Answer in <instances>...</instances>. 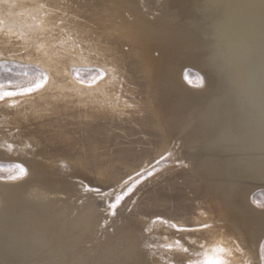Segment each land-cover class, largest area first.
<instances>
[{
    "label": "bare ground",
    "instance_id": "6f19581e",
    "mask_svg": "<svg viewBox=\"0 0 264 264\" xmlns=\"http://www.w3.org/2000/svg\"><path fill=\"white\" fill-rule=\"evenodd\" d=\"M6 1L9 2L10 0H0V59H11V60H16V61H27V62L28 60H30V61H35L37 63L39 62V63H42L49 71L47 69L46 70L51 74V70H52L51 68L53 65L52 62L54 63V60L56 58L58 59V57L62 58L64 55L65 56L68 55V59H69V55H74V57L82 58L83 61H88V58L92 57L101 63L99 65H102L103 69H106L105 71L104 70L103 71L107 72L106 75H108L107 77L108 80L114 86V89H117L118 91V93L117 92L112 93V91L108 92L106 90V88L108 87L102 85L104 88H102L101 94L97 96L94 94L95 90L94 92H92L93 90L92 91L90 90V86H89V90H87L88 88L84 87L88 92L86 91L87 93H82V95L79 93L80 94L79 98L81 96L83 98L78 99L76 101L73 100L72 103H70V100L68 101V96L72 94L69 93L70 94L69 95L67 93L73 81H71V79H68L72 83L71 85L69 84L70 85L69 88L67 87L68 89L67 93L65 92L66 87L62 86L61 84L64 82H61L58 84L57 81H56L57 83L52 81L50 83L53 85V88L59 89V91L57 90L58 92H55V93L52 91L54 94H49V93L40 94L41 101L38 103H34L30 101L22 102L24 101V98L22 99L21 104H18V102L16 103L15 101L18 99H15V98L13 99L10 98V100H6L5 104H9V106L4 111H0V149L4 150L8 154L9 153L12 154L15 152L18 153L23 150H26L25 148L31 144L40 145L43 142L48 141L47 149L30 152L34 156H32L31 158L29 156V159H28L29 163L28 162L27 163L30 169L33 170L32 173H35V176L37 177V179L41 178L46 181V183L48 184V188L50 190L52 191L55 190L56 185L58 183L60 184L58 180L62 179V177L68 180L70 178V174L72 173L77 174V173L83 172V168L79 162L82 161L81 159L82 158L84 159L85 157H82L81 155L89 156L91 158L96 159L97 161H99L100 157H106L105 159H107L110 156L109 160L115 163V161L118 159H121L123 155L130 154V153L138 154L136 153L137 150L134 149L133 147L134 145H131V144L133 142H137L136 144L148 143L146 141H141L145 139L146 137L145 138L143 137V139H138L136 141L129 140V138H131L132 135H138V133L141 134V132L143 131L145 132V134L147 133L148 135L151 134V132L155 129L154 127V125H156L155 120H157L159 117L162 118L164 121H166L168 124H171L170 126H168V129H167L169 135H172V134L173 136L176 135L174 134V132L179 129L181 130L179 137L186 138V142H184V145L186 148V155H188V157L187 158L183 157V158L188 162V164L189 163L191 164H197V163L206 164L207 163L208 166L209 165L215 166V165H218L220 162H227L230 164L232 162L238 161V163L241 164L240 168H236L232 170L233 172L232 179H234V181H238L240 184H243V185H248V183L256 184L257 183L256 180H258V178L259 180L264 181L263 179L264 177L261 176L262 174H264V165L260 164L258 165L257 169H254L252 164H254L255 162L252 163L251 165L250 163L247 162L249 159H253V156H255L256 154L258 153L261 154V152L264 149V140L263 142H261L262 140H260L261 143L258 146L250 147V145L249 146L246 145L248 144V142H246V139L249 138L250 136L246 138L247 132L245 133L244 127L241 124L240 120H242L243 117L246 116L245 110L246 109L248 110V107L250 106L247 105L248 107L246 108L244 105V101L241 99V97L238 98L237 101L232 100V102L229 104V100H227L229 99L228 94H227L229 90L227 92L225 91L224 94L223 92L220 91V88H219V91L216 90V84L220 80L219 70L221 66V63L219 62L220 58H218L217 56L218 53L216 52V49L218 46L219 47L222 46L221 41L224 43L225 41H223V38L215 32L214 27L207 26L208 28L206 29L205 32L197 31V23H196L197 17L199 16L201 17L202 15H207L214 19L215 17L220 15L221 12H223L221 9H218L220 6L219 7L216 6L218 8L216 7L213 8V4L217 3L219 0H38L37 1L38 3L35 2L34 5H30L29 9L24 10V11H19L17 8L16 9L17 11L15 10V12H12L11 10H7V8L4 9L2 7V4ZM30 1L32 0H29V2ZM229 1L230 0H228V2ZM244 1L248 2L249 5L251 3H253L254 5V3L258 4L262 0H244ZM7 2L5 3L6 7L8 5ZM67 2L71 4L72 6H68V5H67L68 7L59 6L60 4L65 5L67 4ZM232 2L233 1L231 0L230 5H232ZM44 3H51L53 5L44 6ZM219 3H221V1ZM235 3H237V1ZM144 5H146L145 7H148L150 9L144 10L142 7ZM262 5L264 6V4ZM12 7L13 6H11L9 9H11ZM222 7L224 8V6ZM68 8L69 9L71 8V9L69 10ZM230 9L232 10L233 6ZM239 9L238 10L242 12L240 7ZM249 10L250 9H248V12ZM263 11H264V8H263ZM261 12H262V9H261ZM256 14H259V13L256 12ZM238 16H240V14ZM200 22L201 21H199V23ZM202 23H203V19H202ZM233 23L235 24V22ZM231 24L227 25V28ZM233 26H231L230 28H232ZM237 27L241 30L239 31ZM235 28L237 29L235 30ZM234 30L235 31L238 30V32L243 31L244 33L243 41L244 42H247V40H250L249 38L252 37L256 31L250 28L248 24L245 23L243 20L237 21V23L234 26ZM208 34L209 36H215V37L217 36V39L215 40V42L216 41L217 43L220 42L221 45L219 43V45L217 46V43L215 44L212 43L213 45L210 44V45H205V47H203L204 44L201 43L202 41L201 39L202 37H207ZM233 38L235 39V37ZM198 41L199 43H197ZM239 41H242V40L239 38ZM255 42H256V39H255ZM261 43L263 44V41L260 42V44ZM237 45L239 46L240 43ZM226 46H229V45L226 44ZM226 50H228V48H226ZM228 51H231V50L229 49ZM221 54H218V55H221ZM234 55L235 54L231 56H233L234 58ZM230 57L228 56V58ZM70 59L73 60V58H70ZM77 59L78 58H76V61ZM235 59H238V58H235ZM253 61L255 62L254 59ZM233 62L235 61L233 60ZM83 63L85 62H82V64ZM68 64H71V61ZM186 64L194 65L196 68H199L201 71H203L210 88L213 89L217 94L216 98H217V101L219 102L218 104L212 103L213 102L212 101L209 104L205 103V105H203V102L206 99L205 92L207 90L205 92H202V91L192 90L190 86H187V85L185 86L182 80L181 69ZM96 65H97V62H96ZM238 65L239 64H237V67ZM63 67H66V66H63ZM227 67L229 66L227 65ZM253 69L254 67L252 68V70ZM99 71L101 72L102 70H99ZM238 73L239 72L237 70V73L235 76H237ZM55 74H57V72ZM64 74L66 75L67 73H64ZM64 74H61V75H64ZM67 77H65L66 81H68ZM72 79H74V77ZM238 80H241V79L238 78ZM256 81H258V79ZM60 84L61 86H59ZM104 84L106 85V83ZM111 84L109 83L108 85L111 86ZM79 86L77 85L76 87L79 88ZM230 87L232 88L234 86H230ZM96 88H98L97 85H96ZM69 91H71V89ZM74 93L75 94L77 93V95H79L78 92L74 91ZM262 96L264 95L262 94ZM260 97L259 99H262V101H264L263 100L264 98L263 97L260 98ZM71 98L72 97H70V99ZM144 102H146L147 105H149V108L151 109L150 113L147 111V108L144 107ZM221 102H223L224 104L227 103L228 106L226 107L221 106ZM0 104L2 103L0 102ZM34 107L36 108L34 112L37 114V116H35L34 118L31 116L30 119H27L28 117H24L25 115L16 116L17 115L16 113L18 114H20L21 112L28 113L30 111L28 109H31ZM194 110L196 113L199 111L201 112L207 111V113L204 115L202 114L203 119L194 118L193 120L192 116L194 114L196 115V113L193 114ZM31 112L30 114H33V111ZM181 122L183 123L181 124V126H179ZM130 130L131 131L133 130L132 133H130ZM142 134L144 135V133ZM196 142H197V146H194V143ZM37 148H39V146H37ZM181 149H182L181 146L175 149L177 154L182 152ZM210 150H213V151H211V153H208ZM53 154H56V155L53 156ZM129 156L128 158L130 159ZM97 166L98 165H96V167ZM41 179H39V182ZM70 182L69 181L65 182L64 184L66 185L60 188H63L64 189L63 191H68V192L71 191L72 183ZM41 184L43 185V182H41ZM233 184L234 182L232 183V186ZM203 187L205 188V186L200 187L196 185L195 190L193 192L186 191L185 188L181 187V184H178L177 182L170 180L168 181V183L160 187V188H163L161 197L157 201L151 204L152 205L151 207H153V213L150 212L151 215L152 214H162L165 217L174 219L175 221L185 222L189 227H195L197 225L196 229L189 232L191 234L183 233L179 236L181 240L188 241V243L184 241V244L186 245V248H187L186 251L184 250L178 253L170 252V254L169 252H167L168 257L170 256L172 257L171 260L173 264H176V263L178 264H215L216 260L222 261L223 264H232L235 262L236 260L235 253H234L235 250L233 251V247L235 248L236 246H232L231 243L225 238L226 236L222 232L223 226L225 225L222 226L221 224V225L202 227V225H205V224L209 225L211 223V222L205 223L204 220L202 222V218L204 216L203 210L206 208L205 201H208L209 198H215V200H217V203L219 205L225 204L224 205L225 207L232 209L233 211L232 216L234 217L233 221L237 223L243 224L242 220H240V212H243L246 209V207L248 210V214L251 213V215L253 216L256 212V209H254L253 206H250V203H249V199H248V195H249L248 192L250 190L249 187H246L248 189H244V190H243V186L242 188L240 187L237 188L235 192L233 191L234 192L233 197L231 196L233 192H230V190L229 191H226V190L219 191L218 190L216 194L214 193L213 195L212 193L209 194L208 191H206V189H204ZM39 189H40L39 187L38 188L33 187L30 193H34V194L37 193L39 195V193L41 192L39 191ZM74 193H76V191ZM59 197L57 196V198ZM66 199L68 200V198ZM13 200L15 201V199H12L11 202ZM60 201L58 200V202L56 203L60 204L62 202ZM54 203L52 204V206L56 208L55 206H58V205L54 206ZM70 203H72V201ZM65 205H67V203ZM28 207L29 206L27 204H23V203L18 204L17 202L16 205H13V208H15L16 210L15 216L0 217V264H26L27 262H30L31 260H33L34 255L31 252L32 250H31V245H30L31 238H34V237L38 238L39 236H44L46 238L44 239L48 242V246L50 243L56 242V237H54L56 235V232L58 231V227L56 226V224L54 225L53 223L51 224L47 223L48 225L47 224L41 225L40 223H38L39 221L37 222L35 218H33V216H35L36 211L32 217L30 216V214L29 216L27 215ZM78 207L79 206H77V208ZM220 210H222V208ZM37 211H38V207H37ZM33 212L34 211L32 210L31 213ZM73 215H71V217ZM40 217L41 216H39V218ZM195 217H198L197 221H193ZM25 220L27 222L32 223V225L28 226L26 230L25 228H21L22 222ZM72 220H74V218L71 219V221ZM102 220H104V218ZM44 222L46 223L45 219H44ZM100 222H99V225H100ZM65 224H67V221L65 222ZM114 224L116 225L115 222ZM243 226L245 227L246 223L243 224ZM109 227H107V229L106 228H103V229L107 231L109 230L108 229ZM61 229H64V227H62ZM98 229H100L99 226H98ZM246 229H248L247 231H249L250 228L246 226ZM90 230L88 229L87 231H90ZM113 230L111 231L109 230L110 231L109 234H111ZM115 230L114 232L116 233ZM92 231H95V230H92ZM97 231L99 232V230ZM252 231L250 232L253 233ZM250 232L248 234H250ZM80 233L82 234V232ZM104 233H102V235H104ZM192 233L194 235H192ZM137 234L139 236L140 230L138 231ZM114 236L110 235L109 236L110 240L108 241L111 242L112 239H114L112 238ZM192 236L195 237V240L189 239V237L191 238ZM255 236L257 238V234ZM68 237L70 236L68 235ZM144 238L142 236L138 237L137 240H135L134 238L135 242L137 241L138 243L137 245L139 246L138 250L136 251L137 254L140 255L141 258L146 260V261H143L145 262L144 264H146V262L147 264H159L160 262L155 260L152 250L147 246L148 240H145ZM240 238H241L240 243L243 246V249L246 251V253L250 252L247 250H249L251 246L255 245V243L253 242L254 243L253 244L251 240L245 239L242 236ZM85 239L87 240L86 237ZM65 240L63 241L64 244L66 242ZM80 240H84V239H80ZM93 240H95V238ZM115 240L113 242L117 243L115 242ZM58 241L60 242V240ZM70 241L68 242V244H70ZM233 242L235 243V240ZM104 244L106 243L104 242ZM111 245H112V242H111ZM122 245L121 247H123ZM137 245H136V248H137ZM59 246H60V243H59ZM59 246H57V248ZM51 247L52 246H50V248ZM119 247L117 246V248ZM124 247H126L125 244H124ZM117 248H113L112 251H110L108 256L105 258L100 256L105 259L104 262H101V264H132L133 263L132 261L134 260L130 261L131 258L129 259V257H132L131 256L132 254H130L129 252L130 250L127 252L124 250V252H122L124 248L122 249V251H120ZM54 249L52 252H54ZM239 249L242 250V248H239ZM66 251H67V248H66ZM74 251H76V249ZM86 251L84 249V252ZM66 253L64 255L68 256V254ZM133 255H134V252H133ZM41 257L42 256H40V258ZM73 257H77V256L75 255ZM143 259H141L140 261H142ZM254 260L256 261V259ZM84 262L82 261V263ZM86 262H89L88 259ZM47 263L48 261H44L43 264H47ZM55 263L58 264L56 261ZM74 263H75V260H74ZM89 263H92V262H89Z\"/></svg>",
    "mask_w": 264,
    "mask_h": 264
},
{
    "label": "rangeland",
    "instance_id": "374dc122",
    "mask_svg": "<svg viewBox=\"0 0 264 264\" xmlns=\"http://www.w3.org/2000/svg\"><path fill=\"white\" fill-rule=\"evenodd\" d=\"M11 1H13V2H11ZM37 1L38 0H32L30 2H29V0H10L9 2L6 1L8 4L7 7L5 4L6 2H4L2 4V7L4 9L7 8V10H11L12 12H15V10L17 8L19 11H24V10L29 9V6L34 5V3ZM220 1H221V3H219ZM230 1L228 2V0L227 1L226 0H219L217 3L213 4V8L216 6H218V7L220 6L221 8L220 7L219 8L216 7V8L221 9L223 11V12H221L222 15L220 14L217 16L218 18L215 17L213 19L207 15H202L201 17L200 16L197 17V21H196L197 31L198 32H205L208 27H214L215 32L223 38V41H225V43L221 41L222 46L219 47L218 45L220 42H218V43H217V41L215 42V40L217 39V36L216 37L215 36H209V34H208L207 37H202V39H201L202 40L201 43L204 44L203 47H205V45H210V44L213 45V44L217 43L218 47L215 45L217 47L216 52L218 54H221L223 52L221 55L217 54L218 58H220L219 62L221 63V66H220V70H219L220 71L219 72L220 73V80L216 84V90L219 91V88H220V91L223 92V94L225 91L227 92L229 90L227 92L228 98H229L227 100H229V104L232 102V100L237 101L238 98L241 97V99L244 101L245 107L247 108L248 106H250V107H248V110L250 108L249 112L247 109L245 110L246 116H244L243 119L240 120V122L244 127L245 133L247 132L246 138L250 136L249 138L246 139V142H248V144H246V145H248V146L250 145V147H253V146H258L264 140V138H263V136H264V129H263L264 128V114H263L264 113V101H262V99H259L260 96H261L260 98H262V97L264 98V96H262V94L264 95V92H262V91H264L263 90L264 89V20H263L264 19V16H263L264 15V11H263L264 6L262 5V4H264V0H262L258 4L254 3V5H253V3H251L249 5V3L245 2L244 0H241V1L240 0H232L233 1L232 5H230L231 4ZM236 1H237V3H235ZM17 4H19V5H17ZM40 4H42V3H40ZM233 4H235V5H233ZM3 5H5V6H3ZM10 5L13 6L11 9H9L11 7ZM15 5H17V6H15ZM45 5L51 6L53 4L44 3V6ZM67 5L72 6L68 2L65 5L60 4L59 6L63 7V6H67ZM145 6L146 5L142 6L144 10L150 9L148 7H145ZM222 6H224V8ZM232 6H233V9L231 10L230 8H232ZM235 6H237V7H235ZM238 6L241 8L243 13L241 11H239L240 9ZM248 6H250V7H248ZM227 7H228V9H227ZM242 7L244 10L242 9ZM255 7H256V9H255ZM246 8L250 9L249 12H248V9H246ZM260 8L262 9V12H261ZM225 10H227V11H225ZM251 10L254 13V15L251 12ZM256 12L259 14H256ZM233 13L234 14L237 13L238 15L240 14V16H238L237 14H236L237 15L236 16ZM249 13L252 15H250ZM260 14H262V15H260ZM228 15H229V17H228ZM233 15L236 18H234ZM219 16H220V18H219ZM231 18L233 21L231 20ZM202 19H203V23H202ZM212 20H213V22H212ZM239 20H243L245 23L248 24V26L250 28L256 30L255 34L252 37H250L249 38L250 40H247V42L243 41V38H244L243 31L238 32V30L240 31L241 29H239L237 27L238 30L235 31L237 28H235V30H234V26L237 23V21H239ZM199 21H201L200 22L201 24L199 23ZM233 22H235V24ZM231 23H233L234 26ZM202 24H204V25H202ZM218 24H220L222 26H220ZM229 24H231V25L227 28V25H229ZM231 26H233V27L230 28ZM256 26H257V28H256ZM220 29H221V31H220ZM231 35L233 37H235V39ZM238 37L242 41H239ZM212 39H213V41H212ZM255 39H256V42H255ZM262 41H263V44L261 43L262 44L261 45L260 42H262ZM227 42H229V43H227ZM252 42H253V44H252ZM197 43H199V41ZM221 43H220V45H221ZM239 43H240V45L238 46L237 44H239ZM223 44H225V45H223ZM226 44L229 46H226ZM231 44L234 47H232ZM238 47H239V49H238ZM223 48L225 50H226V48H228V50L230 49L231 51L226 50L227 51L226 52ZM233 49H234V51H233ZM222 50H224V51H222ZM61 51H62V49H61ZM232 53L235 54L234 58H233V56H231V55H233ZM242 53H243V55H242ZM257 55H258V57H257ZM228 56L229 57L231 56L233 59L231 57L228 58ZM60 58L58 57V59L56 58L54 60V63L52 62L53 65L51 68L52 69L51 74L48 72L49 70L42 63H39V62L37 63L35 61H30V60H28V62H27V61H16V60H11V59H0V86H2V87H0V91L21 92L24 89H27L29 87H33L37 81H40L42 79L41 73H43L47 76V81H46V83L43 84V87L35 89L31 93H25L22 95H16V96H12V97H5L4 98L5 100L4 99H3V101L0 100V102L2 103V104H0V111H4L9 106V104H5V102H6V100H10V98L11 99H13V98L18 99L15 101L16 103L18 102V104H21L22 102H25V101L38 103L41 101L40 94H42V93L54 94L55 92H58L59 89H54L53 85L50 83L52 81H54L55 83L58 82V84L61 82H64L61 84H62V86L66 87V90H65L66 93L68 90L67 87L69 88L71 83H72L71 81H73L71 87L69 88V90L71 89V91L68 90V93H67V94H69V93L72 94V95L69 94L70 96H68V101L70 100V103H72L73 100L76 101L78 99L83 98L82 96L79 98V96H80V94L82 95V93H87L88 92L87 90H89V86H90V90L91 91L93 90L92 92H94V90H95L94 94L97 96H99L101 94L102 88H104L103 86L108 87V88H106V90L108 92L112 91V93H114V92L118 93L117 89H114V86L108 80V78H107L108 75H106L107 72H104L106 69H103L102 65H99L101 63L99 61H97L96 59L89 57L88 61H83L82 58L74 57V55H69V59H68V55H66V56L64 55L61 59ZM70 58H73V60ZM76 58H78L77 61H76ZM235 58H238V59H235ZM225 59L226 60L228 59V60L226 61ZM239 59L242 62H240ZM253 59L255 60V62L253 61ZM57 60L60 61L61 63L58 62ZM61 60L64 62H62ZM65 60H67L68 62ZM90 60H91V62H90ZM233 60L235 62H233ZM70 61H71V64H68V63H70ZM229 61L232 63L234 68ZM82 62H85V63L82 64ZM96 62H97V65H96ZM228 62L230 65L228 64ZM93 63H95V64H93ZM234 63L236 64V66ZM252 63H254V64H252ZM41 64H42V66H41ZM226 64L229 67H227ZM237 64H239L238 67H237ZM56 65L57 66L59 65V66L57 67ZM68 65H69V67H68ZM63 66H66L68 68L63 67ZM54 67H56V68H54ZM225 67H226V69H225ZM253 67H254V69L252 70ZM64 68H65V70H64ZM224 69H225V71H224ZM99 70H102V71L100 72ZM235 70H236V72H235ZM237 70L239 73L237 74V76H235L237 73ZM245 70L247 73L245 72ZM53 72H54V74L57 72V74L54 75ZM243 72H244V74H243ZM258 72H260V73H258ZM64 73H67V74L69 73V74L65 75ZM248 73H250V74H248ZM61 74H64V75H61ZM181 75H182V80H183L185 86L186 85L190 86V88H192V90H197V91H202V92H205L207 90L205 92L206 93V99L204 100L203 105H205V103L209 104L212 101H213L212 103H216V104L219 103L217 101V98H216V96H217L216 92L210 88L203 71H201L199 68H196L194 65L186 64L181 69ZM60 76H62V77H60ZM71 76H72V78L74 77V79H72ZM65 77H67V80L71 79V81L68 80L69 81V83H68V81H66ZM104 77H106V78H104ZM58 78H60V79H58ZM103 78L105 79V81ZM238 78L241 80H238ZM257 79H258V81H256ZM245 80L247 81L248 84L246 83ZM74 81H75V83H74ZM77 81H78V83H77ZM254 81H255V83H254ZM101 82H103V83H101ZM262 82H263V84H262ZM104 83H106V85ZM107 83L108 84L110 83L111 86H109ZM61 84L59 86H61ZM73 84H74V86H73ZM77 85L78 86L80 85L79 88L76 87ZM96 85L98 86V88H96ZM252 85H254V86H252ZM55 86H56V84H55ZM230 86H234V87L231 88ZM84 87L88 88V89L86 90ZM109 87H111V88H109ZM196 88H198V89H196ZM77 89H78V91H77ZM251 89H252V91H251ZM74 91L78 92V94L79 93L80 94L77 95V93L75 94ZM244 94H245V96H244ZM29 95H31V96H29ZM30 97L32 100L30 99ZM70 97H72V98L70 99ZM23 98H24V101H22ZM254 101H255V103H254ZM223 104L224 103L221 102V106H223V107L228 106L227 103H225L224 105ZM259 104H260V106H259ZM144 107L147 108V111L150 113L151 109L149 108V105H147L146 102H144ZM28 110H30L28 113L27 112H25V113L21 112L20 114L16 113L17 114L16 116L25 115L24 117H28L27 119H30L31 116L33 118L35 116H37V114L34 112L36 110L35 107L28 109ZM195 110H194L193 114L196 113ZM31 111H33V114H30ZM206 113H207V111L206 112L205 111H202V112L199 111L196 113V115L194 114L192 116V119L193 120H194V118L195 119L196 118L203 119L202 114L204 115ZM182 123L183 122H181L179 124V126H181ZM155 124H156V125H154L155 129L151 132V134H149V135H148V133L145 134L144 131L141 132V134L137 132L138 135H132L131 138H129V140H132V141H136L138 139H143V137L147 138V140L145 138L141 141H146L148 143L136 144L137 142H133L131 144V145H134L133 146L134 149L137 150V152L136 151L135 152L138 154L130 153V154L123 155L122 158L124 160L121 158V159L116 160L115 163L111 162L109 160L110 156H109V158H107L108 160L105 159L106 157H100L99 161H97L96 159L91 158L89 156L81 155L82 157H85L84 159L82 158L81 159L82 161L79 162L83 168V172H80L77 174H73V173L70 174V178L68 180L66 178L64 179L62 177V179L58 180V182H60V184L58 183L56 185V187L54 186L55 190H53V191L48 188V184L46 183V181L44 179H41V178L37 179V177L35 176V173H32L33 170H31L29 165H28L29 156H30V158L32 156H34L30 152L39 151L42 149L43 150L47 149L48 141H45L46 143L43 142L40 145L31 144L25 148L26 150L18 152L19 154L17 152L12 153V154L11 153L8 154L4 150L0 149V217H3V216H6V217L12 216L13 217V216H15L16 210H15V208H13V205H16V203L18 202V204L23 203V204H27L29 206L27 209V215L28 216L30 214V216L32 217L36 211V213H35L36 217L33 216V218H35V220L37 222L39 221L38 223H40L41 225L42 224L46 225L47 223L48 224L53 223L54 225L56 224V226L58 227V231L56 232V235L54 236V237H56V242L50 243L49 246H48V242L45 240L46 238L44 236H39L38 238L37 237L31 238V243H30L31 250H32L31 252L34 256H33V260H31L30 262H27L26 264H41V263L43 264L44 261H48L47 264H56L55 261L58 264L59 263L60 264H67V263L68 264H77L78 262H79L78 264H81L82 261L86 262L87 259L89 262H92V263H89V262L85 263L84 262L82 264H88V263L89 264H97V263L101 264V262H104V260H105L104 258L108 256L110 251H112L113 248H117V246L119 247V245H120V247L117 249L122 251V249L124 248L122 252H124V250L126 252L130 250L129 252H130V254H132L131 255L132 257H129V259L131 258L130 261L134 260V261H132L133 262L132 264H134V263L135 264H138V263L144 264L145 262H143V261H146V260L141 258V256L138 255L136 252L138 250L139 246L137 245L138 243H137V241L135 242V240H137V238L141 237V236L143 238L145 237L144 238L145 240H148L147 246L152 250L154 257H155V260L160 262L159 264H173L172 260H171L172 257L171 256L168 257L167 252H169V254H170V252L178 253V252H182L184 250L186 251L187 248H186V245L184 244V241L187 243H188V241L187 240H181L179 238V236L183 233L188 234L192 230L196 229L197 225L195 223V225H196L195 227H189L185 222L175 221L174 219L165 217L162 214H152V215L150 214V212L153 213V207H151L152 206L151 204L153 202L157 201L161 197V193H162L163 188H160V187L162 185L168 183V181H170V180H173V181L177 182L178 184H181V187L185 188L186 191H192L193 192L195 190L196 185L200 186V187L205 186V188L204 187L203 188L206 189V191H208L209 194L212 193L213 195H214V193L216 194V192L218 190L219 191H224V190L229 191L230 190V192H233V191L235 192L237 190V188H239V187L242 188V186H243V190L248 189L246 187H249V189H250L248 192L249 193V195H248L249 203H250V206H253V208L256 209V212L253 216L251 215L250 212H249L250 214H248L247 207L243 212H240V220H242L243 224L246 223V226L250 228L249 231H247L248 229H246V226L244 227L243 224L233 221L234 217L232 216L233 215L232 209L225 207L224 206L225 204L219 205L217 203V200H215V198H209L208 201H205V207L206 208L203 210L204 216L202 218V222H203V220L205 223L211 222L208 226L221 225V224H222V226L225 225V226H223V229H222L223 230L222 232L226 236L225 238L231 243L232 246H236L235 248L233 247V251L235 250L234 253H235V259L236 260L232 264H249V262H250V264H264V226H263L264 225V221H263L264 220V181L259 180V178H258V180H256L257 185L254 183H248V185H243V184H240L238 181H234V179H232L233 178L232 170L236 169V168H240L241 164L238 163V161L232 162L230 164L227 162H220L218 165H215V166H212V165L208 166L207 163L206 164L205 163H202V164H199V163L191 164V163H189L188 164V162L183 158V157L187 158L188 155H186V148L184 145V142H186V138L185 137H183V138L179 137L181 130H179V129L176 130L174 132V134H176V135H174V136H173V134L169 135L167 129H168V126H170L171 124H168L166 121H164L160 117L157 120H155ZM166 124H168V125H166ZM249 126H251V127H249ZM178 128H180V127H178ZM132 131L130 130V133H132ZM128 132H129V130H128ZM142 133H144V135ZM153 138H155V139H153ZM151 139H152V141H151ZM182 139H184V140H182ZM260 140H262V141L260 142ZM153 141H155V142H153ZM151 144H152V146H151ZM37 146H39V148H37ZM179 146L182 147V149H181L182 152L177 154L175 149H177ZM194 146H197V142L194 143ZM142 148H144V149H142ZM211 151H213V150H210L208 153H211ZM263 151H264V149H263ZM57 152H59V151H57ZM262 152H261V154L258 153L255 156H253V159H249L247 161L248 163H250V165L255 162L254 164H252L254 169H257L258 165H260V164L264 165V158H263L264 152L263 153ZM131 154H133V155H131ZM55 155L56 154H53V156H55ZM127 155L128 156L130 155L129 157L131 160L128 158ZM262 155H263V157H262ZM121 161H122V163H121ZM118 162H120V163H118ZM96 165H98V166L96 167ZM21 168H23L25 170L26 174L21 173V171H20ZM31 176H33V177H31ZM261 176L264 177V174H262ZM34 178H36V179H34ZM229 178H231V179H229ZM22 179H24V180H22ZM39 179H41L40 182H39ZM42 180H44L45 182ZM55 181H57V180H55ZM68 181L69 182L71 181L70 183H72V185H71L72 186L71 187L72 192L71 191H69V192L63 191L64 189L60 188V187H63L64 185H66L64 183L68 182ZM24 182H25V184H24ZM41 182H43V185L41 184ZM233 182H234V184H233L234 187L232 186ZM37 183L39 184V186ZM258 183H260L261 185L263 184V185L261 186ZM203 184H205V185H203ZM249 184H250V186H249ZM44 185H46V186H44ZM14 187H15V189H14ZM23 187H25V188H23ZM33 187H35V188L39 187L40 188L39 191H41V192L39 193V195L37 193H35V194L30 193L31 189ZM9 188L11 191L9 190ZM74 188H76V189H74ZM24 189H26V190H24ZM45 190H47V191H45ZM48 190H49V192H48ZM75 191H76V193H74ZM54 192L57 194H55ZM67 192H68V194H67ZM234 192L232 193V195L230 194L232 197L234 196ZM76 194H77V196H76ZM74 195H75V197H74ZM78 195H80V196H78ZM86 195H87V197H86ZM57 196L58 197L60 196V197L57 198ZM118 196L122 197V199H120V201L117 203L116 198ZM66 198H68V200ZM12 199H15V201L13 200L14 203H13V201L11 202ZM148 199H150V200H148ZM58 200L59 201L61 200L62 202L60 201L61 202L60 204L56 203V202H58ZM66 201H68V202H66ZM69 201L70 202L72 201V203H70ZM85 202L86 203L88 202V203L86 204ZM53 203H54V206L58 205V206H55L56 208L58 207L57 209L52 206ZM64 203L65 204L67 203V205H65ZM61 204H62V206H61ZM114 204H115V207H112V205H114ZM143 204H144V206H143ZM84 205L86 206V208ZM77 206H79V207L77 208ZM37 207H38V211H37ZM150 208H151V210H150ZM221 208H222V210H220ZM30 210H31V212H32V210L34 212L31 213ZM77 210H78V212H77ZM71 215L74 216V217L72 216L74 218V220H72V221H71V219H73V218L71 217ZM220 215H222V216H220ZM39 216H41V217L39 218ZM69 217H71V218H69ZM220 217H222V218H220ZM101 218L102 219L104 218V220H102ZM44 219L46 220V223L44 222ZM58 219H59V221H58ZM197 219H198V217H195L193 219V221H197ZM65 220L67 221V224H65V222H66ZM113 221L116 223V225L114 224ZM99 222H100V225H99ZM257 222L260 225H258ZM104 223H105V225L106 224L107 225L105 226ZM30 225H32V223L27 222L25 220L22 222L21 228H25V230H26L28 228V226H30ZM59 225H61V226H59ZM97 225L99 226L100 229H98ZM66 226H67V228H66ZM90 226H91V228H90ZM142 226H143V228H142ZM62 227H64L65 230L61 229ZM107 227H109L108 229L110 231L115 228L116 230L115 229L114 230L116 231V233L113 230L112 233H114V234H112V233L109 234L110 233L109 230L105 231V229H103V228L107 229ZM79 228H81V229H79ZM118 228H119V230H118ZM88 229L89 230L91 229V230L87 231ZM121 229L123 230V232ZM133 229L136 232V234L133 231ZM138 229L140 230L139 236L137 234L139 231ZM92 230H95V231H92ZM97 230H99L101 235H102V233L106 232V233H104L105 236L104 235L101 236ZM250 231H252L255 234L251 233ZM254 231H256V232H254ZM80 232H82V234ZM89 232H90V234H89ZM249 232H250V234H248ZM120 233L122 234V236ZM259 233H260V235H259ZM189 234H191V233H189ZM256 234H257V238L255 236ZM68 235L70 237H68ZM87 235H88V237H87ZM89 235L90 236L92 235V236L90 237ZM110 235L111 236L116 235V236L112 237L114 239L111 238L112 239V241H111L112 245H111V242L108 241V240H110V238H109ZM192 235H194V234L192 233ZM241 236L244 237L245 239L251 240L252 243L253 242L255 243V245L251 246L249 248V250H247V251H250V252H247L248 254L243 249V246L240 243V239H241L240 237ZM65 237H67L68 239ZM85 237L87 238L88 241L85 239ZM92 237H94L95 240H93L94 238H92ZM103 237L104 238L107 237V238L104 239ZM91 238H92V240H91ZM115 238H116V240H115ZM134 238H135V240H134ZM65 239H67V240H65ZM80 239H84V240H80ZM189 239L195 240V237L192 236L191 238L189 237ZM58 240H60V242ZM64 240L66 241L65 244L63 243ZM68 240L69 241L71 240L72 243H74V244H72L71 241H70V244H68V242H69ZM114 240L118 244L114 243L113 242ZM232 240L233 241L235 240V243ZM61 241H62V243H61ZM103 241L108 246L106 244H104ZM98 242L101 244H99ZM120 242H122V243H120ZM59 243H60V246H59ZM109 244H110V246H109ZM124 244L126 247H124ZM135 244L137 245V248H136ZM121 245L123 247H121ZM237 245L240 247H238ZM50 246H52V247L50 248ZM57 246H59V247L57 248ZM68 247H69V249H68ZM73 247H75V248H73ZM216 247H214V248H216ZM52 248L53 249L56 248V249H54V252H52L53 251ZM66 248H67V251H66ZM77 248H79L80 250ZM239 248H242V250ZM75 249H76V251H74ZM84 249H85V251L87 249L88 250L86 252H84ZM34 250H35V252H34ZM64 250H65V252H64ZM66 252H68V253H66ZM133 252H134V255H133ZM53 253H54V255H53ZM65 253L68 254V256L64 255ZM72 253H73V255H72ZM136 254H137V256H136ZM75 255L77 257H73ZM40 256H42V257L40 258ZM100 256H102L104 258H102ZM138 256H140V257H138ZM35 257H36V259H35ZM80 257H82V258H80ZM47 258H49V259H47ZM55 258H56V260H55ZM136 258H137V260H136ZM244 258H245V260H244ZM76 259H78V260H76ZM141 259H143V260L140 261ZM254 259H256V261ZM59 260H60V262H59ZM74 260H75V263H74ZM80 260H82V261H80ZM146 264H147V262H146ZM176 264H178V263H176Z\"/></svg>",
    "mask_w": 264,
    "mask_h": 264
},
{
    "label": "snow or ice",
    "instance_id": "6c2138e0",
    "mask_svg": "<svg viewBox=\"0 0 264 264\" xmlns=\"http://www.w3.org/2000/svg\"><path fill=\"white\" fill-rule=\"evenodd\" d=\"M41 77L42 79L40 81H37L33 87H29L27 89H24L23 91L21 92H14V91H0V100H3L5 97H12V96H16V95H22V94H25V93H31L33 92L35 89H38L40 87H43V84L46 83L47 81V76L43 73H41ZM2 87V86H0ZM21 173L22 174H26L25 173V170L23 168L20 169ZM120 199H122V197H117L116 198V201L117 203L120 201ZM112 207H115V204L112 205ZM202 227H208V225H202ZM215 264H223L222 261L220 260H216L215 261Z\"/></svg>",
    "mask_w": 264,
    "mask_h": 264
}]
</instances>
